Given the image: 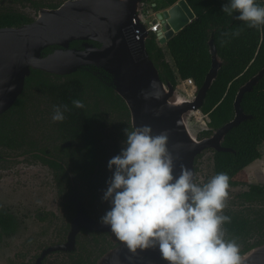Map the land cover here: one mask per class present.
Wrapping results in <instances>:
<instances>
[{
	"label": "trees",
	"instance_id": "16d2710c",
	"mask_svg": "<svg viewBox=\"0 0 264 264\" xmlns=\"http://www.w3.org/2000/svg\"><path fill=\"white\" fill-rule=\"evenodd\" d=\"M63 1L65 0H35L33 7L38 12L42 8H55ZM178 1L145 0L147 9L152 12L170 8ZM186 2L194 11L195 19L162 45L156 34H153L152 38L147 40L146 47L163 82L169 81L177 86L179 82L192 79L199 88L211 67L209 41L213 39L222 66L200 108L201 113L209 118L208 129L199 134V138H202L208 137L214 130L233 119V102L239 87L264 67V28L249 29L223 14L221 9L227 0ZM260 6L264 7V0H260ZM31 21L32 18L23 12L11 10L10 13L0 14V28L18 27ZM236 31L240 32L239 37L230 38L226 42L223 34ZM49 50V47L44 49L47 53ZM90 69L65 76L32 70L25 79L22 94L0 115V149L19 150L24 144L28 145L30 150L43 149L40 148L41 144L39 145L40 139L34 138L31 132L42 128L41 122L45 123V117L52 127L60 128V140L71 142L70 148L64 150L66 156L72 160L73 171L78 173L82 181L86 178L89 182L88 176L93 174L98 165L107 169L110 160L107 147L116 144L119 149L122 148L126 130L131 132L133 129L128 107L115 93L110 76L101 69L98 73L95 72L96 69ZM74 100H80L85 108H73ZM55 106L69 108L63 123H53L52 115L47 114L53 112ZM41 107L46 111L41 110ZM241 107L244 113L252 118L229 131L222 143L234 152L212 151V178L217 174H226L229 177V188L247 185L245 168L261 158L259 147L264 144V76L251 92L245 93ZM49 136L42 137L45 140L42 146L51 144L53 138ZM70 149L73 154L71 151L68 153ZM207 152L205 150L197 155L195 171ZM48 163H51L50 160ZM53 165L56 168L57 163ZM248 185L249 190L239 194V197L245 201L264 203V185ZM94 186L97 187L93 182L86 184V190ZM86 195L90 196V189ZM223 215L231 218V223L223 226L227 234L235 237L248 234V220L230 212ZM5 222L7 225L11 223L0 216V223ZM261 223L263 224V220ZM112 246L107 236L88 233L86 244L81 246L80 252L75 255L76 259L69 264H96L100 256L113 248ZM252 247L245 245L243 251Z\"/></svg>",
	"mask_w": 264,
	"mask_h": 264
},
{
	"label": "water",
	"instance_id": "95a60500",
	"mask_svg": "<svg viewBox=\"0 0 264 264\" xmlns=\"http://www.w3.org/2000/svg\"><path fill=\"white\" fill-rule=\"evenodd\" d=\"M146 5L145 0H68L58 8L40 9L31 23L0 28V115L22 94L25 79L32 70L65 76L91 67L101 69L110 76L115 93L128 107L132 129L148 126L153 135L166 134L174 161L173 175L178 176L186 168L193 172L195 182L197 155L205 150L234 152L222 143L229 131L252 118L244 113L241 101L264 76V67L239 87L233 102V119L210 136L199 138L207 127H196L192 117L200 111L222 60L211 39V67L195 94H182L171 82H163L146 47L147 40L153 36L146 32L148 25L142 15ZM154 18L161 25L157 39L164 44L191 23L195 13L186 0H179L170 8L155 12ZM133 19H137V24ZM137 29L142 32L139 39H136ZM75 40L83 41L82 48H70ZM51 46L59 48L46 53L44 49ZM73 201L76 216L70 243L82 227L88 232H110L84 213L78 198ZM241 257L244 264H264V244ZM96 264L166 262L158 250L132 252L119 241Z\"/></svg>",
	"mask_w": 264,
	"mask_h": 264
},
{
	"label": "clouds",
	"instance_id": "9594fccd",
	"mask_svg": "<svg viewBox=\"0 0 264 264\" xmlns=\"http://www.w3.org/2000/svg\"><path fill=\"white\" fill-rule=\"evenodd\" d=\"M221 11L249 29L264 28L260 0H227ZM223 35L227 42L240 32ZM72 107L85 105L74 100ZM68 111L55 106L52 122L63 123ZM125 136L120 153L107 163L111 177L101 202L108 210L99 224L132 252L158 250L166 264H244L238 244L225 238L223 228L231 223L223 215L229 177L217 174L201 186L186 168L174 176L166 134L153 135L143 126L126 130Z\"/></svg>",
	"mask_w": 264,
	"mask_h": 264
},
{
	"label": "flooded vegetation",
	"instance_id": "af4514ba",
	"mask_svg": "<svg viewBox=\"0 0 264 264\" xmlns=\"http://www.w3.org/2000/svg\"><path fill=\"white\" fill-rule=\"evenodd\" d=\"M34 1L35 0H31L30 2L28 0H0V14L10 13L12 10L11 7H15V5L18 4L20 6L28 4L31 6L30 9H32V11L37 12L33 7ZM60 5L55 8H58ZM34 19L35 18H32V21ZM82 43V40H75L70 43V48H82ZM58 48V46H51L49 47V52ZM86 70L91 69L86 68ZM95 72H99L98 69H96ZM59 130V127H53V132H51L53 133L51 135L53 138L52 142L48 145H40V148L43 149L36 148V150H30L26 144L22 145L19 150L10 148L2 149L0 154V216L4 217L5 220L11 221V223H8V225L6 222L4 224L0 223V264H69L70 262L73 263L76 259L75 255L77 252H80L79 249L81 246L86 244V233L88 234L89 232L86 231L84 227L78 231L73 243H70L69 240L72 223L76 216L73 200L75 195L86 199V194L89 189L90 195L94 194L95 196L96 194L91 188L86 190V184L90 185L91 182L95 184L97 181L93 177L95 173L88 176L89 182L86 181V178L82 181L81 177L77 175L78 173L75 174L71 167L72 160L69 156H66V150H64L70 148L71 142L69 140H60ZM70 151L71 154H73L72 149L68 150V153H70ZM13 152L14 157H10V155H13ZM97 153H101V151H97ZM15 160H18V162ZM49 160L51 163H48ZM28 161H34L38 163V165H28ZM11 163L16 164L17 167L11 168ZM55 163H57L59 167L56 166L55 168L54 165L52 166V164ZM28 168H34V170L39 172L36 175L44 178L45 181L43 184L47 185L50 191L49 194H53L54 200L52 198L53 201L51 204L54 203L53 206H57V211L50 212L46 211V209L39 208L38 201H36L35 208H39L38 212L34 211L35 213L30 214L27 213L25 206L19 208L17 202L16 204L12 202L14 206L12 204L11 206L2 198L5 195H10V190L5 188L6 182L14 183V185L20 188L26 186L25 174L30 173L23 172L28 170ZM75 178L77 179L75 181L78 183L77 185H75L74 182ZM101 189L102 187L98 188V194L102 192ZM92 197L93 195L91 198ZM13 198L16 199V197ZM78 200L82 204L84 213H86V207L83 206V202H81L79 198ZM32 204L34 203L32 202ZM45 204L50 205L46 202ZM262 220L263 224L261 223ZM48 222H50V224ZM254 224L255 229H257L256 234L248 233L244 236L248 241L250 239L256 241L249 251L254 247L264 244V215L261 214L260 219L255 221ZM96 234L107 236L108 239L112 238L114 235L111 232H97ZM252 236L253 238H251ZM236 241L238 242V240ZM118 242L119 240L116 238V240L111 241V245H116ZM59 246L64 248L61 249ZM71 246H73L74 249L70 250Z\"/></svg>",
	"mask_w": 264,
	"mask_h": 264
},
{
	"label": "rangeland",
	"instance_id": "374dc122",
	"mask_svg": "<svg viewBox=\"0 0 264 264\" xmlns=\"http://www.w3.org/2000/svg\"><path fill=\"white\" fill-rule=\"evenodd\" d=\"M30 8H31V6H29L28 4L27 5H21V6L18 4V5H15V7H11V9L14 11H23L29 17L36 18V16L38 15V12H34ZM154 13L155 12L148 10L147 5H146L145 12L142 11V15L146 19V25H148L147 23L149 20H153ZM168 60H169V58H168ZM177 87L179 89V92H181L182 94H185V95H193L196 93L195 87L191 86V85H187L186 80L179 82ZM47 106H49V101L47 102ZM42 109H44V108L41 107V110ZM44 111H46V110L44 109ZM45 114L46 113H43V115H45ZM47 114L51 116L53 114V112L50 111V113H47ZM43 120L45 121V123L43 124L41 122L42 128H40L38 130H33V132H31V134L34 138L40 139L39 145L40 144L42 145L43 142L45 141L42 139V137L44 135H47V136L50 135L49 137H51V135L53 134V133H51V132H53L52 125L48 123V121L45 119V117ZM192 121L196 125V127H198V128H201V127L206 128L207 127V129H208L207 123L209 121V118L206 115L202 114L201 111L195 113V115L192 117ZM207 129H205V130H207ZM32 136L30 135L31 140H33ZM107 148H108V152H109V159L118 155L121 151V147L119 149L118 145H116V144L111 145ZM117 150H119V152ZM207 151L208 152L201 158V162H200V164H198V168L196 169V178H197V180L195 178L196 184H204V183L208 182L207 181L208 179L212 178V175H213L212 150L211 151L207 150ZM1 152H2V149H0V154H1ZM259 152L261 153V158L259 160L254 161L253 163H251L250 165H248L245 168V171H246L247 176H248V184L264 185V144H262L259 147ZM81 156H83V154ZM10 157H14V152H13V155H10ZM15 161L18 162V160H15ZM27 164L28 165H34V164L38 165V163H36L34 161H32V162L28 161ZM10 167L16 168L17 166H16V164L11 163ZM23 173H30V174H25L26 186L24 188H20V187L14 185V183L6 182L5 188L10 190L9 191L10 195L4 196L2 194L4 196L2 198L4 200H6L9 205L12 204L14 206V204L12 202H15V204L17 202L19 205V208H22L23 206H25L27 213H30V214L38 212L39 208L46 209V211H50V212L57 211V206H53L54 203L51 204V202L54 200L53 194H49L50 191H49L47 185L43 184L45 181L44 178L42 176L36 175L39 172L34 170V168H28V170H26ZM93 173H95V175L93 177L97 181V183L95 182V185H97V187H92L91 190L94 193L96 192V195L95 196H94V194H91L90 196L87 195L86 199L81 198L78 195H75V197L79 198L81 200V202H83V204H84L83 206L86 207V211H85L86 213L85 214H87L94 221H99L100 217H102L105 214V212L108 210L107 203H102L101 200H102L103 192L106 190V187H107L106 181L111 177V173L107 169H105L104 167H101L99 170V166L95 167ZM76 180L77 179L75 178L74 182ZM102 180H104V181H102ZM100 181H101V183H100ZM77 184L78 183L75 182V185H77ZM248 184L244 185V186H234V187L228 188V199L226 201V207H225L223 213L230 212L231 214L238 215V217L248 220V226L246 227V229L249 230L248 233L256 234L257 229H255L254 222L260 219L261 214L264 215V213H263L264 212V203H258V202H253V201L252 202L251 201L246 202L245 199H242L239 197V194L249 190ZM100 186L103 188L101 189L102 192L100 194H98V188ZM92 195H93V197L91 198ZM97 195H98V197H97ZM13 197H16V199H14ZM94 197H95V199H94ZM52 198H53V200H52ZM36 201H38V204H39L38 207L39 208L38 207L35 208ZM32 202L34 204H32ZM45 202L50 204V205H46ZM48 223L50 224V222H48ZM258 228H259V226H258ZM89 233H97V232H89ZM227 236H229L230 238H228ZM225 238H227L228 240L237 238V240L239 242L238 246L240 248V255L242 254V256H243V254H245L249 251V250H246L247 252L243 251L245 245H247V247H248V246H253V244L256 243V241L254 239H250L248 241V239L244 238L243 235L235 237L232 234L226 233ZM251 238H253V236ZM108 240L110 242L114 241V240H116V237L113 235V237L108 239ZM114 246L115 245H113V247Z\"/></svg>",
	"mask_w": 264,
	"mask_h": 264
},
{
	"label": "built area",
	"instance_id": "2783aa9c",
	"mask_svg": "<svg viewBox=\"0 0 264 264\" xmlns=\"http://www.w3.org/2000/svg\"><path fill=\"white\" fill-rule=\"evenodd\" d=\"M133 23L137 24V19H133ZM148 29L146 30L147 33H157L160 30V22L153 17V20L148 21ZM142 32L140 30H136V39H139L141 36ZM187 85H191L195 87V91L197 90L195 83L192 79H187L186 80Z\"/></svg>",
	"mask_w": 264,
	"mask_h": 264
},
{
	"label": "crops",
	"instance_id": "0c3cea01",
	"mask_svg": "<svg viewBox=\"0 0 264 264\" xmlns=\"http://www.w3.org/2000/svg\"><path fill=\"white\" fill-rule=\"evenodd\" d=\"M162 45V44H161Z\"/></svg>",
	"mask_w": 264,
	"mask_h": 264
}]
</instances>
